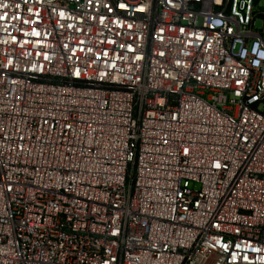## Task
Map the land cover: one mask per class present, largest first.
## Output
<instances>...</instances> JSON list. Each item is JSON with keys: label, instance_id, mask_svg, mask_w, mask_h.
<instances>
[{"label": "built area", "instance_id": "2783aa9c", "mask_svg": "<svg viewBox=\"0 0 264 264\" xmlns=\"http://www.w3.org/2000/svg\"><path fill=\"white\" fill-rule=\"evenodd\" d=\"M257 4L0 0V264H264Z\"/></svg>", "mask_w": 264, "mask_h": 264}, {"label": "rangeland", "instance_id": "374dc122", "mask_svg": "<svg viewBox=\"0 0 264 264\" xmlns=\"http://www.w3.org/2000/svg\"><path fill=\"white\" fill-rule=\"evenodd\" d=\"M257 6L259 8L263 7L264 6V0H258ZM255 28L256 29H260L261 28V18H259V17L256 19Z\"/></svg>", "mask_w": 264, "mask_h": 264}]
</instances>
